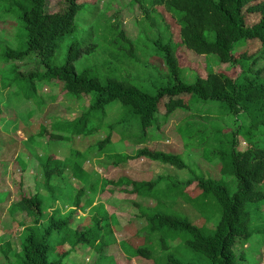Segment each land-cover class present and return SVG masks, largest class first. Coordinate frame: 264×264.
Wrapping results in <instances>:
<instances>
[{
  "label": "trees",
  "instance_id": "trees-1",
  "mask_svg": "<svg viewBox=\"0 0 264 264\" xmlns=\"http://www.w3.org/2000/svg\"><path fill=\"white\" fill-rule=\"evenodd\" d=\"M60 1L61 9L52 12L49 10V0H0L1 20L9 21L12 27L15 26L16 30L19 28L21 33V39L16 37L18 47L8 45L3 49L2 47L11 41L0 35V77L3 89L13 83L10 79L5 83L2 75V70L11 62L44 64L43 69L35 67L28 72H20L22 79L17 74L11 78L20 81L21 86L17 84L20 91L26 92V97L20 95L19 98H39L41 102L40 86L38 87L36 82L48 83L54 80L61 82L67 94L83 97L92 94L89 105L80 115L71 120L55 121L52 124L49 131L51 139L69 140L81 134H92L94 129L99 128L92 127L93 129L88 131L87 123L92 116H104L110 103L119 102L128 108V113L132 117L138 118L140 126L138 144L141 146L134 153L109 150L116 125L114 123L110 124V131L96 142L98 150L115 166L125 164L133 158L146 157L179 170L189 168L182 154L152 149L146 143L149 140V129L153 128V132L159 133L162 124L168 119L166 116L163 122L159 121L161 102L166 97L187 94L188 108L192 110L186 119L190 121L189 130L185 131L184 122L178 125V129L183 134L187 146L201 148L204 156L213 159L209 161L215 162L221 176L235 178L236 190L231 192L228 185L222 183L221 178H214L205 174L203 170L198 172L191 168L187 179L178 178L174 185H168V189L173 186L176 188L173 191L178 198L193 204L202 213L210 202L217 204L220 217L216 224L213 227L198 226L187 216L161 205L156 192H160V184L166 179L164 175L149 180H137L128 176H120L118 179L100 176L99 184L95 182L87 184L89 174L84 169L86 158L77 150L73 151L77 158L71 164L52 154L38 155L42 170L40 188H45L48 194L45 195L38 190L35 194L23 196L10 206L11 213L22 211L33 218L31 224L23 226L21 233V249L18 252L20 264H65L66 255L78 244L93 246L92 248L100 253L101 248L111 243L105 242L103 230L106 226L101 224L102 217H99L97 222L94 216L91 217L92 224L80 229L76 227L72 230L69 223L75 210L93 206L95 195L105 191L109 184L118 186L123 191L136 193L142 198L158 199L154 205H140L139 202H135L138 208L144 206L139 212L140 217H145L147 221L142 227L146 239L145 245L134 248L130 258L136 256L153 258L154 262L151 264H194L169 251L167 235L175 240L182 234V244L199 255V259H206L208 261L206 264H244L246 255L244 253L238 255L234 248L239 246L244 248L254 237L256 230L253 206L264 205V180L260 179V175L264 174V170H260L264 167V147L256 140L264 128V0H149L150 4L146 0H130L132 7L138 5L142 9L145 16L143 22L148 20L151 27L160 32L156 40V53L167 68L165 75H168L169 81L159 85L154 91L120 76L113 61L110 60L97 63L108 70L103 79L98 70L89 66L77 70L75 61L83 52L97 51L99 48L97 43L80 49V42L74 40L64 62L51 64L50 59L56 53L58 42L78 31L80 26L78 15L85 6L79 0ZM159 6L164 7L177 19L180 25V42L173 39L169 26L164 23L159 12ZM247 13H256L260 18L254 24L248 25ZM112 27L106 28L115 30L120 41L128 43L123 47L124 54L140 65L141 58L137 54L138 49L133 46L131 37L124 29L119 28V24H112ZM255 39L261 40L262 44L257 51L248 47V43ZM241 41L247 43L246 47L239 51L237 46ZM181 43L198 54L216 55L221 63H228L231 68L239 67L240 73L234 76L230 70L227 72L209 70L204 77L198 73L193 81L183 80L185 71L178 56ZM28 60L30 62H26ZM201 101L213 103L208 112L198 113L192 109L193 104ZM226 116H229L228 119H225ZM47 133L44 127L42 135ZM240 136L248 144L244 150L239 148ZM192 139L197 143L193 144ZM19 160L25 167L26 161L21 158ZM244 165L253 168H246ZM68 166L72 168V175L83 185H89L90 192L94 194L86 199L85 206H82L85 186L79 188L76 199L71 196L66 199L65 193L61 192V188L65 186L64 171ZM195 182L205 187L204 197L200 195L192 197L185 192V188ZM59 200L63 205H57ZM66 201L71 204L68 213L61 207ZM94 209L95 207L91 210ZM107 215L110 218L115 216L109 212ZM153 234L160 235L162 248V253L155 258L154 249L150 246ZM53 235L56 237L54 241ZM0 243L1 252L8 261L13 245L9 235H2ZM52 243L53 248L56 246L60 248L68 243L70 249L58 248L60 256L52 257Z\"/></svg>",
  "mask_w": 264,
  "mask_h": 264
},
{
  "label": "rangeland",
  "instance_id": "rangeland-1",
  "mask_svg": "<svg viewBox=\"0 0 264 264\" xmlns=\"http://www.w3.org/2000/svg\"><path fill=\"white\" fill-rule=\"evenodd\" d=\"M85 6L78 15L80 24L75 34L67 35L58 42L55 55L50 59L51 64L63 63L69 48L72 47L74 40H78L81 44L80 49L85 48L91 43L99 44L97 51L92 53L83 52L80 58L75 61L77 70L84 67H91L98 70L100 77L103 79L108 70L102 68L97 63L106 60L113 61L120 76L127 77L134 84L144 86L150 90H155L161 84L168 83L169 78L167 68L158 58L156 53V40L160 34L158 29L151 27L148 20L143 22L145 18L142 9L137 5L132 7L130 0H79ZM150 4L149 0H146ZM61 9L60 0H49V10L52 12ZM164 23L169 26V30L176 42H180V25L172 13L164 7H158ZM260 16L256 13H247L246 22L252 25L259 20ZM109 22L111 24H106ZM112 24H119L120 29H124L133 40L134 48L138 49L137 54L141 58L140 65L135 60L129 59L124 53L123 47L128 45L120 41L115 30L106 27H112ZM113 28V27H112ZM0 35L11 43L5 44L18 47L17 38L21 39V33L12 27L9 21L0 18ZM246 41H241L237 48L244 49ZM261 40H252L248 43L251 50L257 51L261 46ZM178 56L180 64L185 71L183 80L193 81L199 73L206 76L209 70L229 72L237 76L240 68H231L228 63H221L214 54H198L189 49L185 44L181 43L178 48ZM30 62V60L26 61ZM125 64V66H123ZM15 65V67H12ZM148 65V68L143 67ZM1 67V64H0ZM40 67L43 69L44 64L37 65L31 62L24 64L21 61L11 62L7 68L2 70L5 83L9 79L13 82L3 89L0 77V238L2 235H9L12 242V251L9 253L11 258L7 261L0 249V264H20L18 252H20V238L23 226L31 224L33 218L28 216L26 212L17 211L11 213V204L17 202L23 196L35 194L38 190L48 194L45 188H40L39 181L42 179V170L37 158L38 155L52 154L54 157L65 160L71 164L77 157L73 155V151L77 150L84 158V169L89 174L87 184L95 182L99 184L100 176L106 178L118 179L120 176H128L137 180H149L158 175L166 176L163 183L160 184V192H156L162 206L187 216L193 223L198 226L213 227L220 217L217 204L210 202L204 208V212L199 211L195 206L183 198H178L173 190V186L168 189V185H174L176 179H187L190 176L189 169H195L200 172L203 170L214 178H221L222 183L228 185L231 192L236 190L235 178L221 176L218 166L211 157L202 154L201 148L187 146L183 134L178 129V125L183 123L185 131L189 130V120L187 117L192 113L189 107V95L182 94L180 96L166 97L160 106L158 114L159 121L163 122L166 116L168 119L162 124L159 133L149 129V140L146 145L152 149H161L164 151L182 154L189 168L179 170L178 168L165 164L163 162L152 160L146 157L133 158L125 164L115 166L111 164L109 159L98 150L96 142L104 137L110 131V124H114L115 128L112 133V143L109 150L114 152L134 153L141 146L138 144L140 138V126L138 118L132 117L128 113V108L122 106L119 102H112L107 106V112L104 116L96 115L88 121V131L98 126V130H93L90 135H78L69 140L51 139L49 131L52 124L56 121L71 120L89 105L90 96L81 95L74 96L67 94L59 80L48 83H37L39 88V98L24 99L19 98L20 95L26 97L25 91H20V81H14L11 78L17 74L19 78L20 72H28L29 70ZM16 83V84H14ZM210 102H198L193 104L192 109L198 113L208 112ZM7 108V109H6ZM163 114V115H162ZM226 116L225 119H228ZM126 119H129L128 121ZM256 119V118H255ZM186 120V121H185ZM118 122V123H117ZM48 133L42 135L43 128ZM93 127V128H92ZM228 131L230 127L227 128ZM57 133V132H56ZM85 133V132H84ZM154 134V135H153ZM37 137V138H34ZM240 138L239 148L244 150L248 147L247 142ZM259 144L264 147V128L261 129L259 137L256 138ZM193 142V139H192ZM197 143V142H193ZM26 161L23 167L19 159ZM246 168H253L244 165ZM264 170V167L260 168ZM64 188L61 192L65 193L66 199L77 196L79 188L84 187L78 179L72 175V168L68 166L64 171ZM260 179L264 180V174L260 175ZM70 181V182H69ZM39 183V188H38ZM77 187H75V186ZM90 186L84 187L82 196V206H85L86 199L94 196L90 192ZM112 189V190H110ZM91 191H93L91 189ZM190 196L200 195L204 197L206 190L204 186L197 182L185 188ZM95 195L93 206H86L84 210L79 208L75 210L70 219L69 227L72 230L76 227L83 228L91 225V217L94 216L95 222L102 217L101 224H104L105 242H111L105 245L100 253L96 252L93 246L78 244L71 252H69L64 262L65 264H151L154 259H148L142 256L130 258V254L134 248L145 245L146 233L142 227L146 225L145 217H140V206L138 208L135 202L146 205L156 204L158 199L149 197L142 198L136 193L123 191L118 186L109 184L105 191ZM178 198V199H177ZM75 203V202H74ZM73 203V204H74ZM64 211H70V202L64 203ZM57 205H63L59 200ZM95 209L92 211L91 209ZM92 211V213H91ZM51 212V211H50ZM90 214L88 217L84 216ZM114 213V217H108L107 213ZM254 212V229L256 234L250 242L244 247H235L234 251L239 255L244 253L246 259L244 264H264V205L258 204L253 206ZM49 214V213H48ZM97 215V216H95ZM216 216V218H214ZM214 218L209 220V218ZM73 235V232L70 231ZM145 234V235H144ZM147 234H149L147 232ZM52 236L53 241L56 239ZM150 246L154 249L153 256L157 257L162 253L161 241L159 234H153ZM170 244L169 251L174 252L177 256L194 264H206V259H199V255L194 254L185 244H182V234L175 240L167 235ZM121 241L123 243H121ZM1 245V243H0ZM52 243V257L60 256L58 248ZM179 246V247H178ZM59 249H70V244L66 243ZM97 249V247H96ZM165 255V252H163ZM199 259V260H198Z\"/></svg>",
  "mask_w": 264,
  "mask_h": 264
},
{
  "label": "crops",
  "instance_id": "crops-1",
  "mask_svg": "<svg viewBox=\"0 0 264 264\" xmlns=\"http://www.w3.org/2000/svg\"><path fill=\"white\" fill-rule=\"evenodd\" d=\"M87 214V212L86 213H84V216Z\"/></svg>",
  "mask_w": 264,
  "mask_h": 264
}]
</instances>
